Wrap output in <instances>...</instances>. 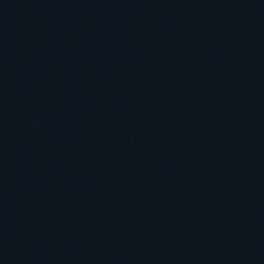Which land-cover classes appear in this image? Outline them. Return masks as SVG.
<instances>
[{"label": "water", "instance_id": "95a60500", "mask_svg": "<svg viewBox=\"0 0 264 264\" xmlns=\"http://www.w3.org/2000/svg\"><path fill=\"white\" fill-rule=\"evenodd\" d=\"M0 264H264V0H115L0 148Z\"/></svg>", "mask_w": 264, "mask_h": 264}]
</instances>
